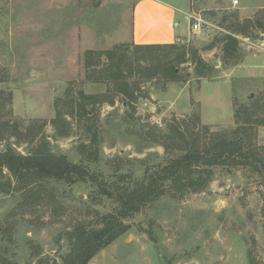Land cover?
Wrapping results in <instances>:
<instances>
[{"label":"rangeland","instance_id":"374dc122","mask_svg":"<svg viewBox=\"0 0 264 264\" xmlns=\"http://www.w3.org/2000/svg\"><path fill=\"white\" fill-rule=\"evenodd\" d=\"M138 1L0 0V127H9L10 132L18 127L10 139L9 132H4L0 151L11 142L27 153L30 145L18 144L19 132L38 123L45 124L54 151L80 161L78 147L89 143L92 135L89 123L67 115L70 134L55 139L52 120L57 103L65 110L68 94L82 100L80 91L110 95L107 85L89 78L86 53L101 52L107 61L105 51L132 44ZM160 1L174 7L179 34L188 27L187 13L202 18L199 30L191 28L175 43L198 49L214 67V77L198 78L190 60L178 66L174 80H164L160 74L142 81L135 109L127 106L122 94H113L112 105L100 102L101 96L93 116L101 134L104 171L109 174L117 168L137 169L143 159L154 164L164 154L165 147L151 142L149 136L146 143H140L128 131L127 121L137 120L141 131L155 125L166 129L182 119H198L201 131L206 126L211 131L234 129L236 107L249 100L252 118L264 116V33L257 32L260 38L247 37L250 42L240 36L243 57L238 64L224 63L221 44L208 49L215 37L227 32L225 17L233 13L240 19L263 16L264 0H237L236 4L235 0ZM257 131L258 145L263 146L264 124ZM5 173L12 187L0 189V227L17 222L16 241L25 244L21 264L62 262L61 255L69 248L68 232L79 223L97 224L100 215L115 207L112 199L84 181L33 183L27 191L36 198L26 199L23 190L16 189L15 175ZM168 200L162 207L144 208L129 220L132 228L89 264H252V259L254 264H264V177L259 172L243 165H219L208 189ZM150 231L156 242L150 239Z\"/></svg>","mask_w":264,"mask_h":264},{"label":"trees","instance_id":"16d2710c","mask_svg":"<svg viewBox=\"0 0 264 264\" xmlns=\"http://www.w3.org/2000/svg\"><path fill=\"white\" fill-rule=\"evenodd\" d=\"M223 21L227 22V32L215 37L208 49L221 44L224 63L238 64L243 57L240 36L260 38L264 33V14L240 19L238 14L233 13ZM257 32L261 33L257 35ZM86 54L89 78L107 85L110 95H87L80 91L82 100H78L68 94L63 103L66 109H61L57 103V115L52 120L56 127L55 139L69 136L71 124L66 119L67 115L78 118L79 122L89 123L92 135L89 143L78 147L80 161L73 162L65 153L54 151L44 132L45 124L38 123L30 124L24 133L19 132L18 144L25 142L30 145L27 153L19 151L11 142L0 151L2 191H10L12 187L11 178L5 173L8 170L18 179L16 189L23 190L26 199L36 198L31 191H27L33 183L43 184L53 180L68 184L91 182L93 188L97 187L114 201L113 211L100 215L97 224L79 223L68 232L69 248L66 254L61 255L62 262L54 259L44 264H89L96 254L132 228L128 221L144 208L158 204L162 207L169 198L182 199L190 193L208 189L219 165H243L264 177V145H258L257 131L258 126L264 124V116L252 118V113H249L252 100L236 107L234 116L238 125L234 129L211 131L206 126L201 131L198 119H182L168 124L166 129L155 125L154 129L141 131L136 128L137 120L127 121L128 131L136 134L140 143H146L149 136L153 139L151 142L165 147L164 154L154 164L143 159L137 169L128 172L117 168L110 174L106 173L101 134L93 116L101 96L103 100L100 102L108 101L112 105L115 103L113 94H122L127 106L135 109L138 101L135 94L142 81L154 80L160 74L164 80H174L179 75L178 66L190 60L195 64L198 78L214 77V67L208 65L198 49L179 43L120 44L105 51L107 61L103 60L101 52L88 50ZM132 117L134 119L133 114ZM17 130V126H13L11 132L9 127H0V140L5 131L9 132L6 136L10 139ZM17 226L14 221L0 227L5 243L0 245V264H21L25 244L21 246L16 241ZM148 234L156 242V235L152 231Z\"/></svg>","mask_w":264,"mask_h":264},{"label":"crops","instance_id":"0c3cea01","mask_svg":"<svg viewBox=\"0 0 264 264\" xmlns=\"http://www.w3.org/2000/svg\"><path fill=\"white\" fill-rule=\"evenodd\" d=\"M134 13L133 42L136 44L175 43L191 30L190 16L187 13L188 27L179 34L174 7L160 0H139Z\"/></svg>","mask_w":264,"mask_h":264},{"label":"built area","instance_id":"2783aa9c","mask_svg":"<svg viewBox=\"0 0 264 264\" xmlns=\"http://www.w3.org/2000/svg\"><path fill=\"white\" fill-rule=\"evenodd\" d=\"M234 2L236 4L238 1L235 0ZM192 18L195 19V21L191 24V28H192L193 31H197V30H199L201 28L202 18L201 17H195V16L191 17L190 16L189 20H191ZM245 39L250 42V40L248 38H245Z\"/></svg>","mask_w":264,"mask_h":264}]
</instances>
